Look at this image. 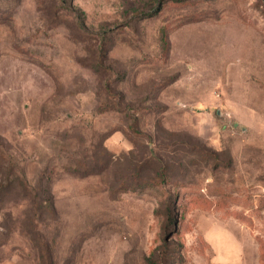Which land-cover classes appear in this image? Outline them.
Listing matches in <instances>:
<instances>
[{"label": "rangeland", "instance_id": "rangeland-1", "mask_svg": "<svg viewBox=\"0 0 264 264\" xmlns=\"http://www.w3.org/2000/svg\"><path fill=\"white\" fill-rule=\"evenodd\" d=\"M0 264H264V0H0Z\"/></svg>", "mask_w": 264, "mask_h": 264}, {"label": "trees", "instance_id": "trees-1", "mask_svg": "<svg viewBox=\"0 0 264 264\" xmlns=\"http://www.w3.org/2000/svg\"><path fill=\"white\" fill-rule=\"evenodd\" d=\"M42 195H43V198L39 197L40 195L38 196V194L35 193V197L34 198L38 199L40 201V204L48 206V208H50L51 211L53 213H55L54 200H53V196L51 194V191L49 189L48 190H45V191H43ZM175 220L176 219H173V217L171 216V214H169V216H168V222L173 221L172 223L174 224Z\"/></svg>", "mask_w": 264, "mask_h": 264}]
</instances>
